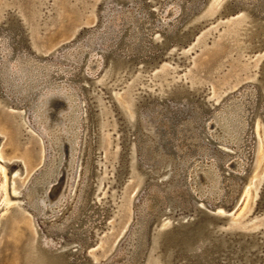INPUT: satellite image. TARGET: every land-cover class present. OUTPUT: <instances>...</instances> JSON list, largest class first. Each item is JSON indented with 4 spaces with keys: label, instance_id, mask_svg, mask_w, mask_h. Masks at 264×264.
<instances>
[{
    "label": "rangeland",
    "instance_id": "374dc122",
    "mask_svg": "<svg viewBox=\"0 0 264 264\" xmlns=\"http://www.w3.org/2000/svg\"><path fill=\"white\" fill-rule=\"evenodd\" d=\"M246 1L234 10L235 0H0V64L7 57L14 83L27 86L15 78L28 58L40 64L38 78L70 83L81 103L69 184L63 191L60 172L47 189L53 199L35 213L29 189L53 157L35 119L43 89L29 110L0 82V264H134L139 224L146 226L139 264H231L215 257L216 235L199 236L187 250L170 246L181 231H196L194 223L231 235L225 243L242 245L246 264H264V16L258 0ZM134 18L145 22L129 42ZM142 29L149 30L145 53L128 50L144 43ZM92 53L100 58L88 73ZM235 104L245 123L239 144L206 132L218 111ZM64 109L53 106L51 120L62 122ZM194 117L202 126L179 129ZM139 121L155 151L189 163L180 180L169 178L172 160L161 175L142 162ZM193 129L201 135H189ZM205 159L217 161L222 181L220 196H199L213 205L182 191L189 169ZM236 159L239 170L228 166ZM207 209L215 221L204 218ZM241 233L249 240L234 235ZM231 261L242 264L238 252Z\"/></svg>",
    "mask_w": 264,
    "mask_h": 264
},
{
    "label": "bare ground",
    "instance_id": "6f19581e",
    "mask_svg": "<svg viewBox=\"0 0 264 264\" xmlns=\"http://www.w3.org/2000/svg\"><path fill=\"white\" fill-rule=\"evenodd\" d=\"M172 10L173 7L169 8L168 13ZM137 28L138 29H135V35L141 31L139 25ZM4 50L5 45L2 43L0 45V52L5 56ZM19 58H21V56ZM99 58L100 57L96 56L95 53H92L89 56L86 67V71L88 73H94L93 68L98 65ZM5 59H7V57H5ZM20 60H23L24 72L20 73L19 79L15 78V82L19 80L21 84L24 83L27 86L14 83V79L12 77L13 85L16 88L19 86L25 87V91H28L32 94L29 101L30 108L33 105L32 99L35 95V90L43 89L42 92L40 91L42 93L40 104L35 109V119L38 124L46 130L48 144L51 147L49 152L53 150V157L49 159L47 168L40 175V178L37 179L36 183L31 186L27 196L30 204H33L32 207L38 208L39 211L40 206H43L41 204L42 200H44L45 203H48L47 201L53 199L52 193L47 191V189L51 183L53 184L58 180V175L60 172H63V174L65 173L67 176L63 191L66 190L69 184L71 177L70 175L73 173L75 155L81 132V103L77 90L71 86L70 83H67L66 81H53L50 80L49 77L43 76V74L41 78H38L41 70L40 64L36 63L35 61H31L28 58H21ZM50 70L52 72L53 68H50ZM9 74L13 76V73ZM231 103L233 102H230V104ZM57 105H62L65 108L64 111H62V122L59 123L53 122V120L50 118V110L53 106L55 107ZM240 107L241 106L238 104H235L232 107L228 106L218 111L216 115L213 116V119L207 123L206 132L222 142H235L236 144L245 124L244 121L241 120V116H238V113L241 109ZM34 126L36 125L34 124ZM192 131L194 132V130ZM183 162L185 163V166L189 165V163L185 161ZM241 165L242 161L240 159H236L235 161L228 164L230 167L237 166V170L240 169ZM220 177L218 163L215 159L196 161L188 172V188L190 190L192 189L191 191L194 195H198L197 197L211 193L215 199V197L221 195L222 191V187L220 185V182L222 181ZM228 183L231 184L232 182L228 181ZM53 186L51 185V187ZM231 186H234L233 183ZM207 199L214 201L213 199ZM39 213L43 214L40 211ZM134 232L137 233L135 235L131 234V239H133L134 243L137 244V246L141 249L142 240L144 238V226L142 227L140 224L134 225L132 228V233ZM136 260L134 264L136 263ZM106 264H113V262L108 261Z\"/></svg>",
    "mask_w": 264,
    "mask_h": 264
},
{
    "label": "water",
    "instance_id": "95a60500",
    "mask_svg": "<svg viewBox=\"0 0 264 264\" xmlns=\"http://www.w3.org/2000/svg\"><path fill=\"white\" fill-rule=\"evenodd\" d=\"M246 2H247L246 0H235L234 4L232 6V9H234V10L235 9H240L242 7V5L246 4ZM256 10L258 12L263 13V16H264V0H258V5H257ZM134 20L136 21L135 23H137L139 26H141L145 22L144 19H141L139 21L136 18H134ZM148 31L149 30L143 32V29H142L143 35L142 34L141 35L143 37V42H144V43H142V46L139 47V46H136V44H134V45H131V44L128 45L127 44L128 45V50H131V48H132V49H136V51H139V53L144 54L145 53L144 50L146 51V49H144L145 42H146V35H144V34L146 33L148 35V33H147ZM134 37H135V28L133 26L132 29H131V32H130V39H129L130 41L129 42L134 41V39H132ZM189 38H190V36L186 37V39L184 41L189 40ZM80 51H81V49L79 48L77 50V52L79 53ZM7 71H8V68H7L6 60L3 59L1 61V64H0V82L2 83L3 87L5 88V91L7 92L8 96H10L11 98L15 97L19 101L24 102V104H26L28 106L29 110H30V102L29 101H30V96H32V94L30 92H28V91H24L23 92L22 90H19V88L14 87L12 76ZM194 120H195V123L192 124V127H194V126H197V127L202 126L201 118L196 119V117H194ZM31 122H33L32 119H31ZM133 124H134V122H133ZM33 126H34V124H33ZM138 126L140 127L141 131L136 134L135 138L137 139V141L139 143V148L138 149H139V153L141 155L142 162H146L149 165H151L153 167V171L155 169H157L158 171H155V172H158L159 175H161L164 171H168L170 169H174L175 168L176 170L173 172V174L171 173V176L169 178H171V177L173 178V175H175L174 179L175 180H180L182 178V172H183L182 170H185V163L182 160H180V159H177V160L173 161L175 156L166 157L161 150L158 151V152L155 151L156 147L158 145L156 144L155 141H153L151 134L144 130V124L141 123L140 121L138 122ZM34 128L36 129L35 126H34ZM189 128L191 129V125L188 122L185 123L183 126L179 127V129H189ZM193 130L198 136L201 135L200 131L198 129L197 130L193 129ZM192 133H193V131H191L189 133V135H191ZM221 151L222 150H219V154L223 153ZM168 160H172L171 168L168 169V170H164L163 166L166 164V162H168ZM168 179L162 180L161 182H164V181H166ZM156 182H157V184L160 183V182H158V180ZM187 185H188V183H187ZM182 191H184V193L187 195V197L189 199H191V200L193 199V197H194L195 201L198 200V198H200V197H197L196 195H194L193 192L188 188V186L183 187ZM208 203L210 205L215 204V202L211 201V200H208ZM32 209H33V211L35 213H39L38 208L32 207ZM204 218H207L208 220L213 222V221H215L216 216L213 215L212 213H210L209 210L207 209V211L205 212V217ZM194 225L197 227L196 231H192L189 234H184V232H182L180 230L181 232L179 233L180 236H179L178 242H171L170 246L174 247L175 245H177L179 249H186L187 250L188 248H190L192 246V244H194L193 242H195L196 240L199 239L198 238L199 236L204 235V234L211 235V236H215L216 235V236H218L219 242H218V244H212V248L217 250V252H216L217 255H215V257L216 256H224V258L228 259L227 262L230 261V263L233 264L234 262L231 261L232 254L234 252H238V256L241 258L242 264H246V261L248 260V257L245 256V252L241 253V246L242 245L239 246V247H235V246L231 245L230 243H227V244L225 243L226 239L227 238L229 239L231 235L228 237V234L225 231H220V230H218V229H216L214 227L206 226V227L200 228L201 225H199V224L197 225V223H194ZM145 232H146V226L144 227V233ZM234 235H235V237H241V238H245L246 240H249V238H246L245 234H243V233L234 234ZM82 238H83V236H82ZM86 241H87V239H86ZM249 242L252 245L254 244L256 250H259L261 245H262L261 243H256L257 242L256 240L254 242H253V240H251ZM156 246H157V242H156ZM144 248H145V241L143 239L142 240V247H141V250L137 253V256H136L137 260H136L135 264H139L140 263V258L143 256V249ZM179 255L181 256L182 252H179Z\"/></svg>",
    "mask_w": 264,
    "mask_h": 264
}]
</instances>
